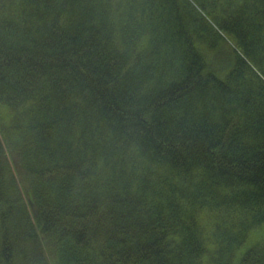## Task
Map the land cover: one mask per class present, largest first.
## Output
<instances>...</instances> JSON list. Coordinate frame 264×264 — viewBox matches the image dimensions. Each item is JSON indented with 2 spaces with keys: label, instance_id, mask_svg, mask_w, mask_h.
Listing matches in <instances>:
<instances>
[{
  "label": "trees",
  "instance_id": "obj_1",
  "mask_svg": "<svg viewBox=\"0 0 264 264\" xmlns=\"http://www.w3.org/2000/svg\"><path fill=\"white\" fill-rule=\"evenodd\" d=\"M0 264H264V0H0Z\"/></svg>",
  "mask_w": 264,
  "mask_h": 264
}]
</instances>
